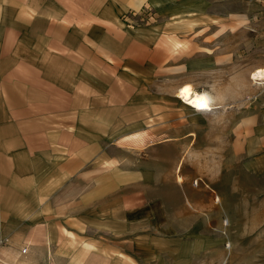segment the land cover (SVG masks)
<instances>
[{
  "label": "crops",
  "instance_id": "1",
  "mask_svg": "<svg viewBox=\"0 0 264 264\" xmlns=\"http://www.w3.org/2000/svg\"><path fill=\"white\" fill-rule=\"evenodd\" d=\"M182 1L0 0V264H223L226 220L264 241V86L227 124L177 93L212 97L250 17Z\"/></svg>",
  "mask_w": 264,
  "mask_h": 264
},
{
  "label": "rangeland",
  "instance_id": "2",
  "mask_svg": "<svg viewBox=\"0 0 264 264\" xmlns=\"http://www.w3.org/2000/svg\"><path fill=\"white\" fill-rule=\"evenodd\" d=\"M181 5L198 9L197 14L191 16L196 24H199L200 19L209 20L208 23L220 20L217 19L218 17L230 20L229 16L236 7L241 11L245 10L242 14H247L250 17L246 23H243L245 18H241L242 27L235 31V37L232 32H227L222 38L226 43V48L235 47L232 52L235 54L234 65L231 62L232 65L221 77L218 76V73H214L209 78H204L205 83L209 79L207 86L214 99V108L211 111L194 110L201 113L207 112L210 117H216L217 110H220V114L225 117L227 124L231 122V117L239 115L241 117L244 113L246 114L251 101L258 93L257 91L264 86V79L254 78L256 71H264V0H183ZM203 12L209 16L201 18L200 14ZM133 14L137 17L133 24L149 25L164 20L163 13H160L155 6H147L144 10ZM209 25L211 26V23ZM209 32H212L211 36H215L217 27H212ZM212 122L215 121L212 120ZM194 175V185L197 187L201 184L204 185L201 176ZM209 190L212 192L211 189ZM242 230L244 229L231 228L226 220L223 237L210 238V242L214 241L215 244L216 240H224L221 244L219 243L223 245L224 249L223 264H264V241L262 238L256 237L255 234L246 235L247 233ZM210 246L212 247L211 244ZM221 257L222 254L217 253L215 249L210 251L208 264H220Z\"/></svg>",
  "mask_w": 264,
  "mask_h": 264
},
{
  "label": "bare ground",
  "instance_id": "3",
  "mask_svg": "<svg viewBox=\"0 0 264 264\" xmlns=\"http://www.w3.org/2000/svg\"><path fill=\"white\" fill-rule=\"evenodd\" d=\"M255 79H264V71L263 70H258L256 71L255 75H254ZM186 87H183L179 92H178V96L180 98H182V100H184L187 104H189L190 106H192L193 108L195 107V99L197 95L200 94H204V93H199L197 91H194L193 88L188 87L189 91L184 92L183 90ZM212 108V107H211Z\"/></svg>",
  "mask_w": 264,
  "mask_h": 264
},
{
  "label": "clouds",
  "instance_id": "4",
  "mask_svg": "<svg viewBox=\"0 0 264 264\" xmlns=\"http://www.w3.org/2000/svg\"><path fill=\"white\" fill-rule=\"evenodd\" d=\"M185 92H187V89L185 90ZM212 104H213V98L208 94L205 93L196 96L195 99L196 109L211 111Z\"/></svg>",
  "mask_w": 264,
  "mask_h": 264
},
{
  "label": "snow or ice",
  "instance_id": "5",
  "mask_svg": "<svg viewBox=\"0 0 264 264\" xmlns=\"http://www.w3.org/2000/svg\"><path fill=\"white\" fill-rule=\"evenodd\" d=\"M186 89H187V91H189V88L188 87H186L183 91L185 92Z\"/></svg>",
  "mask_w": 264,
  "mask_h": 264
}]
</instances>
